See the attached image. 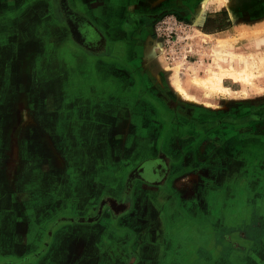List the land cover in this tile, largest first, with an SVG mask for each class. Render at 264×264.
<instances>
[{"label": "rangeland", "instance_id": "1", "mask_svg": "<svg viewBox=\"0 0 264 264\" xmlns=\"http://www.w3.org/2000/svg\"><path fill=\"white\" fill-rule=\"evenodd\" d=\"M65 1L68 11L70 9L75 14H82L87 19H90L92 13L98 16L101 24L107 26L114 22L109 26H114L113 29L116 30V36L112 38L114 70L122 72H116L122 75V79L120 77L121 82H116L115 78L113 83L114 105L108 104L110 100L104 102L100 94L104 91L101 80H104L102 76L106 72L102 71L101 66H95L91 73L88 65L95 61L89 58L92 56L90 52L78 48L81 42L71 26L73 14L66 13L61 8L64 13L58 10L55 17H52L50 1L46 0H0V264H44L43 256L59 242L54 240L59 229L66 231L63 235L65 237L61 238L60 249L67 253L71 250L70 254L84 250L94 230V235L99 238L111 233V218L105 221L98 216L93 217L91 213L89 215L88 205L82 202L80 205L76 204V209L71 211L73 214L70 213V216L58 214L55 218H60L55 219V225L47 229L45 226L43 237L33 243V233L41 227L36 226V219L39 221L46 212L43 201L39 200L40 196L34 197L33 204L26 205L30 202L31 194L25 191L23 173L28 167L31 175H34L31 178L36 177L39 171L47 169V165L52 170H57L59 165L61 168L66 167L69 175L75 172L74 168L79 169L83 179L81 198L85 199L91 190L88 161L93 154L91 144L95 141L109 145L116 133L119 139L114 141L113 145L110 144V159L113 162L123 161V158L118 159V156L122 153L121 142L124 141V146L127 144L126 160L132 162L128 167H124L125 169H121L122 166L118 169L109 166L110 170L114 171L113 175L118 177L113 188L115 190L124 185L123 173L134 168L142 158L157 154L155 137L165 139L162 146H166L159 151H164L163 155L167 158L173 155L171 160L168 158L171 176L178 171L199 174L197 169L205 166L208 157H217L219 153L229 151L234 138L264 140V0H198L190 20L177 18L174 14L160 17L153 30L141 40L142 50L139 52V56L145 57L143 64L153 59L158 65L154 76L156 83L145 79V67L137 66L134 61L138 54H131V47L124 42H118L117 39L127 41L132 31L133 26L130 29L125 27L129 23L132 24L126 11L141 7L159 10L162 4L170 0ZM117 7H120V11H109ZM137 35L135 38L140 36ZM235 38L236 42H233ZM99 64L103 66L105 62L100 59ZM226 66L246 69L253 74L252 79L249 83H234L225 79L223 85L230 90L220 94L209 93L192 83L193 77L203 78L209 70H219ZM108 73L110 75V72ZM173 76L179 79L181 87L194 101H189L176 91L172 85ZM125 91L127 93L123 94ZM155 91L167 92L171 99L162 98L161 102V99L154 95ZM123 96L128 98L126 106L130 112L141 108L143 126L142 116L131 115L128 120L127 112L122 111L124 107L117 105ZM137 97L144 99L146 104H135L133 100ZM100 109L104 111L101 112ZM57 111L67 112L66 124L70 121L75 126H65V129H62L64 122L59 120L61 115L52 114ZM97 117H100L99 124L102 125H95L96 128L89 131L88 124L93 123L92 119ZM59 122L62 123L61 128H57L55 124ZM131 122L134 126L129 128ZM106 124L110 126L107 127ZM185 126L192 129L185 130ZM79 127L83 128L81 132L78 131ZM203 128L204 132L201 131ZM132 130L134 136L131 135ZM173 135L188 136L194 143L183 146L181 151V147L174 149L173 145H170V139H176ZM72 138L79 144L78 148L72 147L73 144L69 140ZM218 138L224 140L219 142ZM62 139L67 140L69 146L61 148L59 144ZM95 149V153L103 156L106 147L96 145ZM240 150L241 147L237 148V153H240ZM74 151L82 154L81 163L75 167L71 162ZM257 151L264 152V146ZM44 157L47 160L40 161ZM99 165L103 171L108 169L103 161ZM263 169L264 162L259 166L260 171ZM260 177L263 180L259 181L258 187L249 185L247 200L245 204H240L243 207L249 205L255 209L264 201V177L261 174ZM169 184L166 182L163 186L164 192H172ZM138 188L136 208L143 207L150 201L156 216L160 213L163 217H172L171 213L176 204L167 195L154 190L149 194L150 198L144 200L147 196L146 193H141L144 187L139 185ZM105 197L107 194L103 189L98 191L97 205L102 206V198ZM109 203L112 209L118 205L113 198ZM33 205L38 207L37 211L31 208ZM61 207L68 208L67 205ZM258 217L256 224L260 225L254 229L258 242L246 254L244 264H264V219ZM100 222L107 224L98 225L96 228L94 225ZM40 223L39 221L38 224ZM231 225L226 221L227 227L222 229L224 236L229 237L234 231ZM219 229L212 228L216 233ZM243 231L249 233L250 228H244ZM198 233L193 230V236L197 240L194 241L197 246V258L193 264H241L234 254L231 256V250L222 245L220 257L213 258L211 253L206 252L207 244L213 235ZM217 236L215 239L219 242ZM101 240L102 238L98 246H95L97 249L112 250ZM180 240L187 243L185 238ZM132 242L130 238V245H120L119 249L124 251L130 247L129 251L132 252ZM103 256L104 258L95 263L135 262V258L122 257L120 252L108 259ZM83 261L81 264H94L93 261L89 262V259ZM63 263L64 261L60 264Z\"/></svg>", "mask_w": 264, "mask_h": 264}, {"label": "crops", "instance_id": "2", "mask_svg": "<svg viewBox=\"0 0 264 264\" xmlns=\"http://www.w3.org/2000/svg\"><path fill=\"white\" fill-rule=\"evenodd\" d=\"M141 50L138 51V58L136 57L134 61L137 62V66L145 67L143 70L145 79H147L148 82L154 81L156 83L154 76L158 65L153 59L143 64L145 57L139 56ZM89 58L92 57L89 56ZM95 65L96 62L93 64L89 63L88 67L91 73ZM80 69H82V67H80ZM109 70L110 73H113L114 67L112 63H110ZM106 71L108 73V70ZM113 83L114 82H111V80L105 81L104 90L113 92ZM154 95H157L158 99L163 98V96L167 99H171V96H169L167 92L155 91ZM113 98L114 95L109 97L105 96L104 100H110L108 104H112L111 100H113ZM145 104L146 103H143V106ZM103 105L106 104L104 103ZM92 121L95 120L92 119ZM93 125L95 124L93 123ZM89 127V131H92L93 126L91 125ZM184 129L190 131L192 128L185 126ZM204 130L205 128L201 129L203 132ZM117 139L119 138H117L116 133L110 140V144L113 145L114 141L116 142ZM172 140L173 139H170L172 143L170 145H173L172 147L174 149H179L181 147L179 149L180 151L183 146H188L190 142L191 144L194 143L188 136H176V139ZM223 140L224 139H219V142ZM122 143L123 147L120 156L124 157L126 155L127 144L124 146V141L121 142V144ZM98 144L99 143H97V145ZM91 145H96V142L94 141ZM241 145H246L247 150H240V153H237V148L241 147ZM261 146H264L263 139L243 140L234 138L233 144L228 149L229 151L223 154L219 153L217 157H208L205 160V166H203L199 174H194L192 172L180 173L179 171L174 176L169 174L164 181L168 184L170 182L169 185H171L172 192L161 193L167 195L168 198L176 204L177 209L175 208L172 210V217L168 215L167 217H163L160 213H158L159 216H156L154 207L150 204L152 203L150 201L147 205L140 208H127V205H121L118 211L115 210L114 217L111 218L112 222L109 220L110 216L108 213L102 217L105 221L109 220L112 224H109L111 228V233L109 235L106 234L99 238L98 235H94V230L93 236L89 238L90 241L87 240V242H89L86 243L87 247H85L84 250L80 249L79 251H74V254H70L72 253L71 250L67 253L60 249L61 238L65 237L63 235L66 234V231L59 229L56 231L54 237L56 243L59 241L58 244L52 247L51 251H48L47 254L43 256L42 261L44 264H60L62 261H64L63 264H81L84 262L83 260L89 259V262L93 261V263L96 264L95 262H99V259L104 258L103 255L108 259L120 252L122 257L129 258L132 256V258H135L134 263L138 261L137 264H149V257L154 258V263L152 264H193L194 260L197 258V246H195L194 243V241L197 240L193 236V230H196L200 235L205 233L213 235L212 240L207 244L206 250V252L208 251L207 253L213 255V258L220 257V248H222L220 245H222L231 250V256L234 254V257L241 261V264H244L246 254H248L254 244L258 242L255 237L256 230H254L260 225L257 226L256 224L259 219L258 216L264 219V201L257 205L255 209L249 205L244 207L240 205L247 200V193L250 191L248 190L249 185L253 184L258 187L260 184L259 181L263 180L260 174L264 177V169L260 171L259 166L264 162V152L257 153V150ZM120 156L118 157L120 158ZM42 159H44L43 161L47 160L46 157H44L41 158L40 161H42ZM47 162L49 163V161ZM46 168L45 170L39 171L37 176L31 179L32 176L31 172L28 170L30 168L28 167L23 173V178L26 182V193H33L34 195L41 192L43 196V208L46 212L45 218L48 220V227H52L55 225V219L59 220L60 218H55L58 214V216H70L71 210L61 207L65 202V196L63 197V201H61V197L63 194L62 192L65 190L66 170L64 169L61 171L62 168L60 165L57 167V170H52L49 165H47ZM29 182L32 183L31 186ZM75 187L71 190L72 195L70 196L73 199V204L76 206V204L80 205V203H82V198L81 188ZM143 187L144 191L150 188L148 186ZM144 193L147 194V192ZM90 195H92L91 192H89L88 197ZM148 198L150 197L145 196L144 200ZM29 200L30 202L26 203V205L33 204L35 201L34 198H30ZM92 204L94 203L89 201V210L87 209L89 215L91 212L90 206H92ZM31 208L35 211L38 210L36 205H33ZM157 217L159 219H155ZM50 219L53 220L50 221ZM226 221H229V223L232 224L231 226L234 227V231L230 233L229 237L224 236L225 234L222 232L223 227H227ZM36 222V226H46L42 223L38 224V219H36ZM101 224L103 226L104 223L100 222L94 226L97 228L98 225ZM106 224L107 223L104 225ZM112 226L114 228H112ZM217 227L220 228L218 233L212 230V228L215 230ZM244 228H250L249 233L243 231ZM36 231H38V228ZM211 231L215 234L211 233ZM109 236L111 237L109 238ZM216 236L219 238V242L218 240L216 241ZM101 238V241H104L106 246L108 245L107 248L110 247L112 250H99L96 248ZM130 238L133 240L131 244L132 252L129 251V246L128 250H120V245H122V247L126 244L130 245ZM184 238L187 240L186 244V241L183 242L180 240ZM32 240L33 243L39 241L37 238H32ZM80 242H82V240ZM89 248H91V250H89ZM62 258H64V260ZM117 260H119V258H117Z\"/></svg>", "mask_w": 264, "mask_h": 264}, {"label": "flooded vegetation", "instance_id": "3", "mask_svg": "<svg viewBox=\"0 0 264 264\" xmlns=\"http://www.w3.org/2000/svg\"><path fill=\"white\" fill-rule=\"evenodd\" d=\"M46 1L47 2L50 1L52 17H55V14L58 10L61 12V8L64 11H66V13H71L74 15L73 17L71 16L73 19V20H71V24H72L71 26L74 29V31H76L77 37H78L79 41L81 42V46H79L78 48L81 50L84 49V50L90 52V54H92L91 57L96 62V65H95L96 68H97V66L98 67L101 66L103 69L102 71L106 72V73H103L102 78L104 80H101V83H102L101 87L103 89L105 88V81L107 82V80L108 81L111 80V82L112 81L114 82V80L116 78V82H121V80L119 78L122 75H118L116 72H118L120 74H122V72H119V70H117V71L113 70V73H110V75H109V73H107V71H106V70H108V72H110V70H109L110 63H112L113 67H115V64H114V61H115V59H114V45L112 42V38H113V36H116L114 34V31H116V30L113 29L114 26L109 27L114 22L107 26L106 24L105 25L101 24V21L99 20L98 16L94 15L92 13L90 14V19H87V18H85V16H82V14L81 15L75 14L73 11L71 12L70 9L68 11L67 8L65 7V2H66L65 0H57V1L56 0H53V1L52 0H46ZM69 1H71V0H69ZM56 2H57V4H56ZM54 4L57 6V8ZM197 5H198V0H170V1L162 4L161 8L159 10H151L150 7L149 8L141 7L138 9L133 8V10H128V11H126V14L129 15V17H130L129 20H131L132 24L131 25H130V23L128 25L125 24V25H127L125 27L130 29L131 26H133L132 31L129 34V39H127V41H124V39H122V38L121 39L119 38L120 40L119 39H117V40H118V42H124L126 45H128V47L130 46L131 47V49H130L131 54H134V53L137 54L138 51L142 48V45L140 44L141 40L143 39V37H145L147 35V33H149L151 30H153L155 23L157 22V20L160 17H162L165 14H174L177 18L190 20L189 18H191L190 16L193 15L194 10L196 9ZM119 8L120 7H117L116 9L111 8L109 11H112V10L120 11ZM61 13H64V12H61ZM104 28H107V29H104ZM137 34L140 36L138 38H135V36ZM100 59L102 60V62H105V65H103V66L101 64L98 65V61ZM109 77H111V78L107 79ZM121 79H122V77H121ZM97 88H99V86ZM114 92L115 91L109 92L107 90H104L101 92L100 96H101V98H104L105 96L109 97L111 95H115ZM126 93L127 92L125 91V93H123V94H126ZM163 98L167 99L165 96H163ZM113 100H114V98H113ZM113 100H111L112 105H114ZM121 100L122 101L120 103H117V105L120 107H124L122 109V111L125 110L127 112L126 114H127L128 120H129L131 115L132 116L138 115V116L143 117V115L141 114V111H142L141 108H139L138 110H133L130 112L128 106H126V101L128 100L127 97L123 96L121 98ZM160 101L163 102L162 98ZM104 102H107V100L105 99ZM133 102L135 104L136 103L137 104L145 103L144 99H141L139 97L135 98L133 100ZM97 103H99V102H97ZM100 103H102V102H100ZM102 104H104V103H102ZM46 109H48V108H46ZM44 111H46L45 108H44ZM100 111H101V109H100ZM103 111L104 110H102L101 112H103ZM52 114L53 115L54 114L61 115V118L59 117V120L61 119L64 122L63 126H62L61 122L55 123V124H57V128H59V127L61 128V126H62V129H65V126H67V127L75 126V125H72V123L70 121L68 124H66L67 118H65V116L67 115V112L57 111V112H53ZM99 116L101 117V115H99ZM100 117L93 118L95 120V121H93V123L95 125H102V124H99L100 123ZM68 120H69V118H68ZM143 122H144V117L142 118V126L144 125ZM93 123H90L88 125L89 126L92 125L93 129H94V128H96V126L93 125ZM106 125H103V126H106ZM129 125H130L129 128L134 126L132 124V122L129 123ZM108 126H110V125H107V127ZM171 126L172 125L170 124V127ZM76 127H78V125ZM88 129H90V127ZM82 130H83V128L79 127L78 131L81 132ZM141 133L144 134L143 131ZM131 135L132 136L135 135L134 130H132ZM169 136H171V134H169ZM174 136H176V135H173V137ZM165 137L168 138V135H166ZM155 139H156V137H155ZM69 140H71V142L73 144L72 147L78 148L77 145H79V144L77 142L75 143L76 140L74 141L73 138L69 139ZM61 141L62 142H60V144H59V145H61V148H63L66 145L69 146L67 144L68 143L67 140L62 139ZM163 142L165 143V140H161L158 138L156 139L155 144H156L157 154L155 156L150 157V158L149 157L148 158H142L141 160H139L134 165V168H132L131 170H128L126 173H123V175H125L124 176V178H125L124 185L120 189L116 188V190L113 188H115V186H116L115 180L118 177L113 175L114 171L110 170V167H115L116 169H118L119 166H122L121 169H125L124 167H128L129 166L128 164L131 163L132 161L131 160L129 161L128 159L126 160V155H125L124 157L122 156V158H123L122 162H120V161L119 162H113L110 159V156H111L110 152L112 151V149H111V146L108 145L107 143H99L98 144L101 147H104V146L106 147L103 156H100L99 154L95 153V151H96L95 147L97 145V142H96V145L91 146V147H93L92 148L93 154H91L92 156L89 157L90 160H88V161L90 162L89 163V174L92 178V179L91 178L89 179V184H90L89 186L91 187L90 192L92 195H90L89 197L85 196V199H82V202H84V204H86L88 206H89V201L91 203H94V204H92V206H90L91 212L89 211L93 215V217L95 215V216H98L100 219L104 215H106V213H108L110 218H113L114 213L116 212L115 210L118 211L121 208L120 207L121 205L122 206L127 205V208L135 207L137 199H138V197L136 196V190L139 189L138 188L139 185L150 187L148 190L145 189L146 191H143V192L141 191V193L148 192L147 193L148 197H149V194L154 190H156L158 192L159 191L164 192L163 186L166 183L164 180L167 179V177L169 175V165H168L169 159L168 158L170 157V160H171L173 158V155L169 156L167 158V156L165 157V155H163L164 151L163 152L159 151L160 149H162L166 146V145L162 146ZM136 143H138V142H136ZM153 150H154V148H153ZM241 150L246 151L247 150L246 145H241ZM77 151H74L73 155H71V159H72L71 162H73V167H75L76 165H79L81 163L80 161H82V154L77 152ZM100 151H101V149H100ZM119 156H120V154H119ZM83 157H85V156L83 155ZM120 158H121V156H120ZM120 158L118 157V159H120ZM102 161H103V163H105V166L108 167V169L106 171H103L100 169L101 165H99V163H102ZM161 162H162V164H161ZM109 164H111V165H109ZM64 169L66 170V167H64V168L62 167L61 171ZM111 169H113V168H111ZM202 169H203V167L201 169H197V172H200ZM33 171H35V170H33ZM74 171L75 172H73V174H70V175L67 172V170L65 171L67 177L69 176V178L66 177L65 190H64L65 192L62 190L63 194L61 197V201H63L64 200L63 197L65 196L64 205L65 206L67 205L68 208H66V209L71 210V211H75V209H76L75 205L73 204V199L70 196V195H72L71 190L75 187V185H76V187L81 188L82 183H83V179H81L80 170L77 168H74ZM115 172H116V170H115ZM183 172L187 173L188 171H182L181 173H183ZM170 173H171V171H170ZM31 179H33V178H31ZM31 184L32 183L30 182L29 185L31 186ZM99 185H101L100 188L98 187ZM0 189H1V187H0ZM99 189L100 190L103 189V191H105V194H107V197L102 198V200H103L102 206L100 204L97 205V193H98V191H100ZM159 194H162V193H159ZM38 196H40L39 200L43 201V196L41 195V192L34 195L35 198H37ZM34 197H33V193H32L31 199H33ZM93 198H94V200H93ZM111 198L115 199L118 202V205H116V207H114L115 208L114 210L109 206L110 205L109 200ZM157 198H159L158 195H157ZM165 201H168V200H165ZM151 208L153 209L152 206H151ZM88 210H89V208H88ZM99 214H101V216ZM9 217H11V216H9ZM155 219H159V218L157 217ZM52 220L53 219H50V221H52ZM39 221L42 224L46 225V229L48 228V226H49L48 220L45 218V215H44V217L39 219ZM44 227L45 226L39 227L38 231H35L33 233L32 237L34 239L35 238L39 239V237H43V233L45 231ZM148 261H149V264H152V263H154L153 262L154 258L149 257ZM137 262L135 264H137Z\"/></svg>", "mask_w": 264, "mask_h": 264}, {"label": "bare ground", "instance_id": "4", "mask_svg": "<svg viewBox=\"0 0 264 264\" xmlns=\"http://www.w3.org/2000/svg\"><path fill=\"white\" fill-rule=\"evenodd\" d=\"M207 1L208 0H206V2ZM235 40L236 38L234 39L233 42H236ZM252 75L253 74L246 69L239 70V69H234L231 66H226L219 70H209L208 73L206 74V77L203 78L193 77L192 83L194 85L200 86L209 93L220 94L222 91L227 92L230 90L229 87H225L223 85V81L225 79L232 80L234 83L237 82L249 83L250 80L252 79L251 78ZM172 83L176 91L180 95H182L184 98L188 99L189 101H194V99L191 96H189L187 92H185V90L181 87V82L176 76L172 77Z\"/></svg>", "mask_w": 264, "mask_h": 264}]
</instances>
